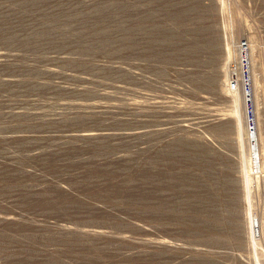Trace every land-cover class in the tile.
I'll return each mask as SVG.
<instances>
[{
	"label": "rangeland",
	"instance_id": "rangeland-1",
	"mask_svg": "<svg viewBox=\"0 0 264 264\" xmlns=\"http://www.w3.org/2000/svg\"><path fill=\"white\" fill-rule=\"evenodd\" d=\"M0 264H264V0H0Z\"/></svg>",
	"mask_w": 264,
	"mask_h": 264
}]
</instances>
